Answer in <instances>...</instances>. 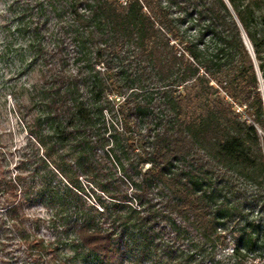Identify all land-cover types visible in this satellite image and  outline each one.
Listing matches in <instances>:
<instances>
[{
    "label": "trees",
    "instance_id": "16d2710c",
    "mask_svg": "<svg viewBox=\"0 0 264 264\" xmlns=\"http://www.w3.org/2000/svg\"><path fill=\"white\" fill-rule=\"evenodd\" d=\"M29 2L30 43L54 46L33 49L28 132L67 184L10 179L0 264H264V0ZM82 173L107 201L84 199Z\"/></svg>",
    "mask_w": 264,
    "mask_h": 264
},
{
    "label": "rangeland",
    "instance_id": "374dc122",
    "mask_svg": "<svg viewBox=\"0 0 264 264\" xmlns=\"http://www.w3.org/2000/svg\"><path fill=\"white\" fill-rule=\"evenodd\" d=\"M29 4V0H0V204L6 202L10 179L19 172L31 175L36 168V182L41 178L45 184L57 188H63L67 184L52 162L62 161V152L55 148L51 162L47 161V166L43 165L41 157L43 158L44 148L30 138L28 132V128L36 124L39 109L42 108L41 94L46 79L43 60L33 49L39 44L54 46V43H30L31 32L27 28L31 22L29 15L33 12L35 20L38 15L34 4ZM48 21L49 25L53 23L52 19ZM149 86L151 85L147 82L144 87L148 89ZM262 91L264 92L263 84ZM153 92L155 91L151 93ZM153 96L156 97V94L153 93ZM116 100L119 104L121 99ZM35 130L41 129L35 127ZM21 156L28 160L19 163ZM80 179L82 195L88 203L99 206L101 200H108L106 194H102L100 185L92 184L85 173L81 174ZM53 211L54 207L44 202L30 209L32 214L47 219H50ZM52 231L42 225L40 233L51 237ZM20 256L21 253L13 250L9 254V259H13L11 264H22ZM144 264L169 263L168 257L156 255L145 260Z\"/></svg>",
    "mask_w": 264,
    "mask_h": 264
},
{
    "label": "water",
    "instance_id": "95a60500",
    "mask_svg": "<svg viewBox=\"0 0 264 264\" xmlns=\"http://www.w3.org/2000/svg\"><path fill=\"white\" fill-rule=\"evenodd\" d=\"M244 40H245V43H246L249 51L253 54V47H252L248 37L246 36V34H244Z\"/></svg>",
    "mask_w": 264,
    "mask_h": 264
}]
</instances>
